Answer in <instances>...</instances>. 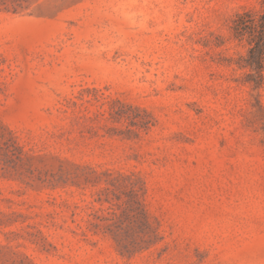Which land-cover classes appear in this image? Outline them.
<instances>
[{
	"label": "rangeland",
	"instance_id": "rangeland-1",
	"mask_svg": "<svg viewBox=\"0 0 264 264\" xmlns=\"http://www.w3.org/2000/svg\"><path fill=\"white\" fill-rule=\"evenodd\" d=\"M258 2L0 7V264H264Z\"/></svg>",
	"mask_w": 264,
	"mask_h": 264
},
{
	"label": "trees",
	"instance_id": "trees-1",
	"mask_svg": "<svg viewBox=\"0 0 264 264\" xmlns=\"http://www.w3.org/2000/svg\"><path fill=\"white\" fill-rule=\"evenodd\" d=\"M20 0H0V7L9 11L11 4L13 12L19 6ZM232 35L238 41H246L248 52L246 57L237 63L240 69H247L246 82L252 91L264 88V0H259L257 8H250L235 15L231 25Z\"/></svg>",
	"mask_w": 264,
	"mask_h": 264
}]
</instances>
